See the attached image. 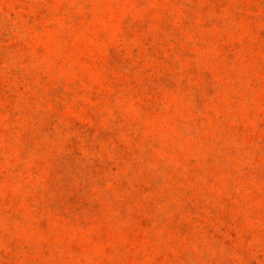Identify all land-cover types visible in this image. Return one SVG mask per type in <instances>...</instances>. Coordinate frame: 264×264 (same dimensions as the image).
Here are the masks:
<instances>
[{"label":"rangeland","instance_id":"374dc122","mask_svg":"<svg viewBox=\"0 0 264 264\" xmlns=\"http://www.w3.org/2000/svg\"><path fill=\"white\" fill-rule=\"evenodd\" d=\"M0 264H264V0H0Z\"/></svg>","mask_w":264,"mask_h":264}]
</instances>
